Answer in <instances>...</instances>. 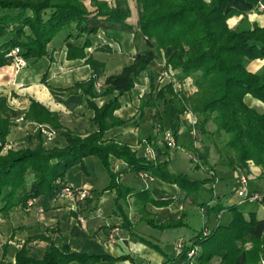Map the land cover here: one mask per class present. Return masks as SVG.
<instances>
[{
	"label": "trees",
	"instance_id": "trees-1",
	"mask_svg": "<svg viewBox=\"0 0 264 264\" xmlns=\"http://www.w3.org/2000/svg\"><path fill=\"white\" fill-rule=\"evenodd\" d=\"M83 1L0 0V39L9 36L0 46V68L10 64L11 57L8 54L15 47L20 48L21 56L25 59L43 58L49 43L69 26H74L80 36L94 35L99 30L132 29L127 23L130 9L126 0H118L113 6L104 1L89 0L93 10H87ZM135 1L137 27L144 37L146 49L137 53L131 64L124 66L119 74L106 77L100 94L95 92L94 85L104 65L90 58L85 61L92 71L90 78L72 87L86 97V104L94 113L92 122L97 127L95 132L82 136L65 131L61 133L66 142L65 147L47 148L38 129L33 135L34 145L4 153L2 149L6 137L19 116L24 121L48 125L53 130L61 129V125L56 114L35 102H31L27 111L16 112L0 96V215L8 217L13 210H26L29 200L50 196L55 183L63 181L65 173L74 166L78 165L87 173L84 159L93 157L106 172L109 183L103 190L95 192L92 198L84 197L81 201L87 206L101 193L114 191L113 204L127 231L131 229V223L121 202L125 203L128 196L135 198L139 222L158 232L190 229L188 213L182 211L177 219L157 223L146 211L147 204L162 208L190 200L208 216L232 211L227 226H217L208 232L205 224L201 231H193L188 243L179 241L176 244L178 254L174 258H170L158 244L131 233L132 237L163 258L161 264H210L214 257L220 258L221 264H260L264 262V219H257L252 213L246 218L242 212L235 210L234 205L224 207L217 202L210 207L198 203L200 189L213 179L190 181L183 175L171 174L169 148L166 145L164 150L154 146L155 156L148 158L138 156L125 144L104 140L103 136L112 127L124 124L113 116V112L120 107L118 98L134 88L137 78L149 70L150 64L159 61L163 65L162 71H172V79L161 88H154L150 80L149 92L140 98L137 118L132 121L134 126L140 127L146 121H152L161 133L162 113L158 109V102L172 104L176 120L185 112L194 116L195 124L192 127H197L200 135L208 133L207 124H213L215 132L224 141L226 156L233 170H244L248 163L264 170V114L244 102L245 96L249 95L264 104V69L250 73L246 68L251 61L264 60V27L253 25L247 30L232 29L228 22L237 12L228 6L235 0ZM246 1L255 5L262 2ZM102 49L110 52L108 48ZM188 79L192 80L189 94L177 92L174 83H184ZM114 92L117 95L101 107L91 102V99ZM30 138L26 136L24 140ZM155 138L151 135L146 141ZM201 150L195 151V155L206 164L208 149ZM112 160L122 162L129 173L145 174L160 182L175 185L179 195L175 199L154 200L148 190L133 191L119 181ZM68 189L72 196L78 193L72 188ZM71 216L76 219L77 211L71 212ZM246 239L252 243L251 250L239 247ZM33 241L46 243L41 259L29 257L25 253V246ZM178 244H181V249L177 247ZM191 250H194V254L188 257ZM14 260L12 264L133 262L128 256L113 258L77 254L67 246L55 247L45 235L28 238ZM0 264L11 263H5L2 259Z\"/></svg>",
	"mask_w": 264,
	"mask_h": 264
},
{
	"label": "crops",
	"instance_id": "crops-1",
	"mask_svg": "<svg viewBox=\"0 0 264 264\" xmlns=\"http://www.w3.org/2000/svg\"><path fill=\"white\" fill-rule=\"evenodd\" d=\"M100 1L114 5L118 0ZM126 1L130 9V17L127 20V23L132 28L130 31L99 30L94 35L80 36L74 26H69L56 35L59 37L57 42H54L55 39H53L49 43L47 54L43 58L34 60L23 57L26 61V66L21 69L14 67L11 58L9 65L0 68V96L6 99L10 109L16 112H25L31 102H35L49 112L56 114L61 125V129L53 130L48 125H38L24 121L22 116H19L15 119L14 125L10 128L6 137L5 145H10L12 147L10 150L34 145L33 135L39 127H44L54 132L51 142H46L47 146L44 145L47 148L65 147L66 142L61 136V133L65 131L75 132L84 136L97 130L96 125L92 122L94 113L87 106L86 97L80 90H74L72 87L90 78L92 71L90 66L85 63L90 58L104 65V69L96 82L100 86V92L98 93L100 94L104 88L103 84L106 77L119 74L124 66L131 64L133 57L137 53H141L146 49L144 37L140 34L137 27L136 1ZM228 7L237 12L228 22L232 29L247 30L252 28L253 25L264 27V11H258L255 4L248 3L246 0H235ZM8 39V35L2 37L0 46ZM102 48H108L110 52L108 53ZM162 67L163 65L159 61L150 64L149 70L137 78L134 88L118 98L120 107L113 112V116L124 122V124L112 127L106 131L103 136L104 140L125 144L132 151H136L138 156L148 158L155 156L154 146L164 150V148L159 146L162 141L161 134H163V131L159 135H154L156 136L155 140L150 142H147L146 138L151 135L148 134L146 136L142 132L146 124L154 126L152 121H146L140 127H135L132 123L137 118L141 96L149 92L151 79L152 85L156 83L157 75ZM246 68L250 73H258L260 69H264V60L251 61L246 65ZM188 80L190 81V79ZM163 82L165 84L167 80ZM116 95V92L108 96L101 95L91 99V102L95 106L101 107ZM244 102L257 112H264V104L249 95L245 96ZM166 105L163 104L162 109L158 108L161 113ZM193 117L190 113L185 112L179 115L177 121L179 124L182 123L185 129L188 128L190 136L197 140L196 131L191 125ZM183 132V128L176 132L174 135L176 142L178 133ZM205 135H209V133ZM214 135L217 136L218 134L215 132L211 137ZM26 136L31 138L24 140ZM213 157L215 156L208 150V158L213 167L212 171L217 176L218 166H215ZM95 160L93 157L84 159L87 173L83 172L78 165L69 169L65 173L64 180L55 183L50 196L38 197L26 210H13L8 217L0 215V260L3 259L5 263H14L15 256L20 251L23 243L28 238L38 235L48 237L55 247L67 246L72 252L77 254L110 256L113 258L128 256L133 261H105L96 264H161L163 258L154 250L138 241V239L132 237L131 233L158 244L170 258H174L178 254L176 244L179 241L188 243L191 238L192 234L184 237L182 232L188 228L165 232L155 231L158 233L155 236L142 233L137 227L145 224L139 222L140 214L133 196H128L125 203L121 202L124 212L131 223L129 231L124 229L116 213L113 204L114 191H105L92 199L87 206L84 205L79 197V192L84 191L88 198H92L95 192L103 190L109 183L106 172L97 160L99 166L95 164ZM88 162L94 163L93 166L96 172L89 170ZM111 163L113 170L119 174V181L132 188L133 191L148 190L154 200L175 199L179 195V190L175 185L160 182L145 174L136 175L129 173L125 165L118 160H112ZM140 182L143 185L141 187L139 186ZM209 185L206 184L201 189ZM67 187L78 191V193L75 196L63 193V188ZM223 200L228 199L219 196L216 198L218 203ZM216 201L207 203V205L212 207L217 203ZM76 202L79 203L76 204ZM190 204L193 205L190 200H186L185 203L175 202L162 208L147 204L145 209L157 223H161L168 219H177L180 213L186 211L185 209ZM226 205L223 204L222 206L227 207ZM73 211H77L76 219L71 216ZM222 213L215 215L216 218L220 219ZM242 213L244 217L248 218L246 213ZM209 216H206V220ZM112 228H115L114 230L119 229L122 234H111L113 232ZM143 232H146V230L144 229ZM163 233H168V235L162 236ZM45 246L46 243L44 242L33 241L25 246V253L29 257L41 259ZM4 247L5 249H3ZM33 252H37L38 256L33 255ZM70 264L78 263L72 262Z\"/></svg>",
	"mask_w": 264,
	"mask_h": 264
},
{
	"label": "rangeland",
	"instance_id": "rangeland-1",
	"mask_svg": "<svg viewBox=\"0 0 264 264\" xmlns=\"http://www.w3.org/2000/svg\"><path fill=\"white\" fill-rule=\"evenodd\" d=\"M84 6L87 10H93V7L90 4L89 0L83 1ZM113 6V5H111ZM58 36H55L54 42H57ZM261 71V69H260ZM162 72V69L161 71ZM160 74V73H159ZM157 75L156 83L153 85L154 88H161L162 84H158V77ZM175 90L177 92H182L185 94H189L191 87H192V80H187L184 83H174ZM191 94V93H190ZM168 98V97H167ZM163 103L161 101L158 102V108L162 109ZM189 113V112H187ZM264 114V112H262ZM161 125L162 131L169 132L172 135L179 132L180 129H184L183 133H178L176 148H172L169 150V172L173 175H183L190 181H201L205 179L212 178L213 180L209 181L210 184L208 187L200 189V192L197 195V202L202 203H211L216 201L217 196L227 198L228 200H223L221 204L226 206H232L234 204L235 210L244 212L247 215L254 214L257 219H264V170L260 167L255 166L253 163H249L244 169V174L248 176L247 181V190L249 192H256L262 198L261 201L255 202L252 204H245L241 203L240 199L237 197V192L240 190V184L237 183V170H233L230 166V163L226 156L225 145L223 143V139L218 135H214L211 137L213 133H215V129L212 123L207 124L206 131L209 135H200L198 133V128L195 127V136H197V140H194L190 136V130L188 128L185 129V126L175 119V109L174 106L171 104H167L162 112L161 117ZM53 132V131H52ZM144 135H159V129L156 127H152L151 125H145L142 129ZM212 134L210 135V133ZM154 133V134H153ZM161 134V140H162ZM43 144L46 145V142H51V140H47L43 136ZM160 142V139H159ZM47 146V145H46ZM162 148L165 147L163 140L159 145ZM12 148V147H11ZM202 148H207L211 151V154L214 155V163L215 166H218V173L217 176L214 175V171H207L208 169L213 170V167L210 164L208 155H207V163L204 164V161H201L196 155L195 151L200 150ZM20 149V148H18ZM17 148L15 150H18ZM8 151V150H7ZM5 153V152H4ZM195 155V156H194ZM220 155V156H219ZM213 158H211L213 160ZM191 159L193 161H191ZM95 164L98 165L97 161L95 160ZM213 164V163H212ZM94 163L88 162V168L91 172H96L95 167L93 166ZM200 166L196 168V166ZM209 165V167H207ZM99 166V165H98ZM207 167V168H206ZM262 178V179H261ZM139 186H143L142 183H139ZM74 190V189H72ZM87 197V196H86ZM218 202V201H216ZM28 208V207H27ZM188 213L187 221L190 225V229H184L182 232L184 237H187L193 233V231L199 232L202 230L204 224H206L208 232L213 231L217 226H227L231 221V212L230 210L223 211L220 216V219H217L215 214H211L206 220V214L203 209L198 208L195 205H188L185 209ZM111 234L121 233L120 230H114ZM139 231L142 233H146L149 236L158 235L155 230L147 227L146 225H141L137 227ZM144 229L146 232H143ZM122 234V233H121ZM168 235V233H163L162 236ZM148 237V236H147ZM240 248H244L245 250L252 249V243L249 239H246L243 244H239ZM5 249V247L3 248ZM196 251V250H195ZM33 255L36 257L38 256L37 252H33ZM4 256V255H3ZM210 264H221V260L218 257H214ZM260 264H264L261 262Z\"/></svg>",
	"mask_w": 264,
	"mask_h": 264
},
{
	"label": "built area",
	"instance_id": "built-area-1",
	"mask_svg": "<svg viewBox=\"0 0 264 264\" xmlns=\"http://www.w3.org/2000/svg\"><path fill=\"white\" fill-rule=\"evenodd\" d=\"M256 9L260 12L264 11V2H258L256 5ZM8 56H10L13 60V65L16 69H21L24 68L26 66V61L25 59L21 56V50L19 47H15L13 50H11L8 54ZM172 71L170 69L167 70H163L158 77V84H162L164 80H167V82H170L172 79ZM99 85L95 84L94 85V90L95 92L98 94L100 92L99 90ZM195 124V120L192 119L191 121V125ZM41 132V134L47 139V140H51L54 132L44 128V127H39L38 128ZM162 140L164 142V144L168 147V148H174L176 146V140L174 138V135H172L169 132H164L162 135ZM11 147L10 145H4L2 151L6 152L7 150H10ZM249 164V163H248ZM244 170H237V183L240 184V190L237 192V196L238 198H240V202L241 203H255V202H259L261 201V196L256 193V192H249L247 190V181L248 176H246L244 174ZM63 193L67 194V195H72L71 194V190L68 188H63ZM87 194L84 191L79 192V197L80 198H84L86 197ZM34 200H29L27 203V206L30 207L32 205ZM177 247L179 249H181V244H178ZM194 254V250H191L188 253V257H191Z\"/></svg>",
	"mask_w": 264,
	"mask_h": 264
}]
</instances>
